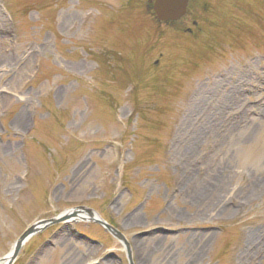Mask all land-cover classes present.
<instances>
[{"label":"rangeland","instance_id":"rangeland-1","mask_svg":"<svg viewBox=\"0 0 264 264\" xmlns=\"http://www.w3.org/2000/svg\"><path fill=\"white\" fill-rule=\"evenodd\" d=\"M194 2L0 0V258L264 264V0Z\"/></svg>","mask_w":264,"mask_h":264},{"label":"water","instance_id":"water-1","mask_svg":"<svg viewBox=\"0 0 264 264\" xmlns=\"http://www.w3.org/2000/svg\"><path fill=\"white\" fill-rule=\"evenodd\" d=\"M152 2V9L153 12L159 21L168 22V21H175L182 17L185 13L187 0H150ZM83 215H88L85 217ZM68 216L82 218L84 220L93 221L99 225H101L106 231L111 234L114 238H116L124 247L126 257L128 260V264H133L131 259V251L128 241L126 240L125 236L115 227L101 219L94 211L85 207L74 208L71 210L69 215H59L56 218L47 219V220H40L31 226L27 227L23 233L15 240L13 243L11 250L8 254L9 259L4 262L3 264H11L23 243L34 233L38 232L40 229L44 227L61 222L68 218ZM5 256L0 258V263L4 260Z\"/></svg>","mask_w":264,"mask_h":264},{"label":"flooded vegetation","instance_id":"flooded-vegetation-1","mask_svg":"<svg viewBox=\"0 0 264 264\" xmlns=\"http://www.w3.org/2000/svg\"><path fill=\"white\" fill-rule=\"evenodd\" d=\"M134 1H135V3H138L141 6L142 10L147 11L150 14H153V12H152V3L149 2V0H134ZM187 15L188 14H185L181 19H183L184 17H187ZM180 20L175 21V22H168L166 24H169V25L176 24V23H179ZM192 22L194 23V21H192ZM187 29L188 28L185 29L186 33H190ZM154 63H156V62H154Z\"/></svg>","mask_w":264,"mask_h":264},{"label":"trees","instance_id":"trees-1","mask_svg":"<svg viewBox=\"0 0 264 264\" xmlns=\"http://www.w3.org/2000/svg\"><path fill=\"white\" fill-rule=\"evenodd\" d=\"M196 9V3L192 0L190 3H189V6H188V11L189 13H191V10H194Z\"/></svg>","mask_w":264,"mask_h":264},{"label":"bare ground","instance_id":"bare-ground-1","mask_svg":"<svg viewBox=\"0 0 264 264\" xmlns=\"http://www.w3.org/2000/svg\"><path fill=\"white\" fill-rule=\"evenodd\" d=\"M67 215H69V214H67ZM97 215H98V214H97ZM66 220H67V221L71 220V216H68V218H66ZM9 255H10V254H7V255L5 256V258H4V260H3L0 264H3L4 262H6V261L9 259ZM64 261H66V259H65Z\"/></svg>","mask_w":264,"mask_h":264}]
</instances>
